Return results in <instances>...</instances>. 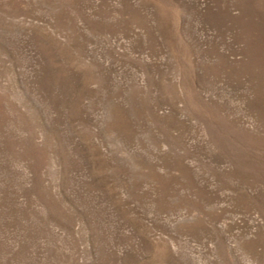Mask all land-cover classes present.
<instances>
[{
	"label": "rangeland",
	"instance_id": "rangeland-1",
	"mask_svg": "<svg viewBox=\"0 0 264 264\" xmlns=\"http://www.w3.org/2000/svg\"><path fill=\"white\" fill-rule=\"evenodd\" d=\"M0 264H264V0H0Z\"/></svg>",
	"mask_w": 264,
	"mask_h": 264
}]
</instances>
